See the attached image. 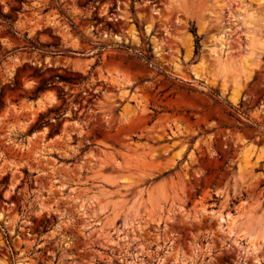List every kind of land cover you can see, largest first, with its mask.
Listing matches in <instances>:
<instances>
[{"label":"rangeland","instance_id":"1","mask_svg":"<svg viewBox=\"0 0 264 264\" xmlns=\"http://www.w3.org/2000/svg\"><path fill=\"white\" fill-rule=\"evenodd\" d=\"M0 5V264H264V0Z\"/></svg>","mask_w":264,"mask_h":264},{"label":"trees","instance_id":"2","mask_svg":"<svg viewBox=\"0 0 264 264\" xmlns=\"http://www.w3.org/2000/svg\"><path fill=\"white\" fill-rule=\"evenodd\" d=\"M21 2H23V0H21ZM17 11H19V10L17 8H14V7L11 10L12 13L17 12ZM0 18H4V20H12L13 16L11 14H4L3 10H2V6L0 5ZM7 27H8V29H7L6 33L8 35L15 37L18 33L15 30V28L11 24H9ZM193 34L195 36H197L196 31L193 32ZM0 61H1V59H0ZM148 61H150V60H148ZM56 77L58 80L63 81L65 83H70V84H75L74 82H78L82 78L81 76H78V74H71V76H56ZM52 88H54V87H52ZM16 89H18L17 83H16V87L14 90H16ZM46 89H47L46 81L42 80L41 85H39L37 88V94H39L40 92H43ZM6 95L7 94L5 93V88H2L0 90V113H2L6 108ZM52 113H56V116L59 117L58 109L50 110L49 115ZM44 118H46V114L41 115L40 121L36 124V126L33 129L40 128L43 124H48V122H44ZM59 118H56V119H59ZM49 225H50L49 219H46L45 221H43L41 223V227H43L44 229H46Z\"/></svg>","mask_w":264,"mask_h":264},{"label":"bare ground","instance_id":"3","mask_svg":"<svg viewBox=\"0 0 264 264\" xmlns=\"http://www.w3.org/2000/svg\"><path fill=\"white\" fill-rule=\"evenodd\" d=\"M236 101V100H235Z\"/></svg>","mask_w":264,"mask_h":264}]
</instances>
